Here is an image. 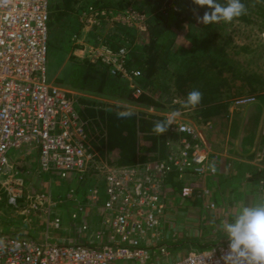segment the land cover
Here are the masks:
<instances>
[{
    "label": "built area",
    "instance_id": "obj_1",
    "mask_svg": "<svg viewBox=\"0 0 264 264\" xmlns=\"http://www.w3.org/2000/svg\"><path fill=\"white\" fill-rule=\"evenodd\" d=\"M88 10L94 19L107 20L111 15L110 11L94 6ZM117 20L124 19L117 16ZM49 21V0H0V191L6 196L7 205L26 218L30 212L47 213L56 202L48 194L29 193L13 161L16 149L26 155L38 153V173L54 174L67 181L72 178L80 183L85 181L95 164L86 123L77 110L78 98L89 94L48 82ZM88 54L87 61L107 64L113 75L121 73L130 82L140 76L138 70L130 71V75L126 72L124 48L113 51L103 45L96 50L90 48ZM129 86L135 89V96L141 93L139 88ZM255 102V96L234 100L237 106ZM173 119L171 130L181 134L176 151L164 159L106 169L102 192L105 199L96 207L103 214V227L95 233L96 245L51 243L48 239L41 242L0 232L4 240L0 264H149V250L158 245L155 236L158 215L165 207L161 193L165 180L175 172L178 180L185 181L178 196L187 199L194 195L195 185L186 177L215 175L208 165L207 148L196 143L200 138L198 124ZM203 128L211 130L213 125L206 122ZM258 129L252 163L264 169V117ZM73 192L69 191L68 198H72ZM98 195L93 191L89 198L94 203L99 201ZM54 225L58 226V220ZM81 229L87 231L88 227L82 225ZM142 241H147L149 247L145 248ZM160 253H164L162 248ZM166 264H248V261L230 254L229 241H224L189 251Z\"/></svg>",
    "mask_w": 264,
    "mask_h": 264
},
{
    "label": "rangeland",
    "instance_id": "obj_2",
    "mask_svg": "<svg viewBox=\"0 0 264 264\" xmlns=\"http://www.w3.org/2000/svg\"><path fill=\"white\" fill-rule=\"evenodd\" d=\"M148 1L151 2L153 0H131L130 3L128 0H102L101 2L103 3L100 2L98 6H95L90 2L84 3V0H79L77 4L70 3L72 4L70 6V11L64 13V7L67 5V1L49 0L50 21L48 26L50 35L47 53L48 82H53L58 86L81 92L73 88L75 85L74 80L80 79V75L77 76L76 74L78 72L74 69L77 64L86 61L87 58L85 57L89 55L90 48L96 50V48H100L103 45L113 51L124 48L127 52V59L132 54L141 50L142 44L148 43L149 24L160 23L162 26H165V24H172L175 12L186 14L187 11L184 0H164L161 4H152L148 11L142 9L140 4L145 6L148 4ZM241 2L245 4L247 14L234 19L231 24L221 21L219 23L205 25L197 19L203 15L199 16L200 12L194 11L193 14H187V21L185 20V23L180 25L181 27L179 29H176L170 34L165 31L167 32L166 34H161L157 37L160 49L166 47V44L169 45V42H171V45H169V51L166 54L165 59L167 60L165 67H158V70L156 69L154 75L151 77V79H153L151 80V84L155 87L151 86L143 89L139 84V81H143L144 79H142L141 70L138 69V62L135 61L130 67H127L126 62L124 65L126 72L129 74L130 71L138 70L140 76H136L131 79L132 81L130 82L122 76L121 73L117 75L131 91L130 96L133 97L135 101H117L107 97H98V95L93 94L78 98L82 100L77 101L78 109H80L82 104L86 109L93 112V115H88L87 110L83 108V113H86L90 119L87 120L90 123L86 129L88 136L87 140L95 153L97 162L117 164L120 160V153L122 152V150L118 149L117 145L113 144L114 142L112 139L115 135H113V138L112 135H109V126L101 122L99 118L100 112L117 114L118 109H127L136 113L140 112L146 118H161L164 122L171 118L170 114L172 112H178L179 115L174 117L175 119L186 120L196 126L198 124V135H203V119L201 120V116L197 118L195 115V112L200 107L193 110L185 109L183 105L187 97L184 94H177L178 91L174 92L172 96L170 95L171 99H168L166 103L165 100H167V97L161 98L162 94L160 92L161 86L168 87L171 91H176L177 87L175 81L178 75H176L175 70L177 67L181 66L179 63L182 59L186 60L187 58L186 55L189 53L188 48L191 45L189 38L190 34H193L191 29H195V27L199 29V32L205 33V40L202 43V40L197 39L199 43L197 42L194 45L193 52L198 53L202 48V51L198 55V57H202L205 56V45L211 48L221 49L223 46L226 48L224 51L232 56L234 64L231 68L232 71L235 72L233 74L229 73L231 71L230 69L229 72L226 71L222 73L221 78L226 79V83L221 81L218 86L220 92L224 94V96L219 99L220 101H214L209 103V105H204L205 107H210L214 104H225L224 107H226L225 111L227 114L224 121L215 125V129L212 131L213 133L205 134L204 132V134L231 135L233 138H236L237 145L240 148L246 147L250 141H252L253 146L250 151V156L253 161V158H255L253 155L254 145L258 142L256 133L259 131L258 125L264 117V14L254 5V0H241ZM132 4L138 6V9L134 8ZM100 5L102 6L100 7ZM89 6H94L98 10L106 9V11L108 10L111 12V15L108 16L107 20L105 18L94 19L92 14H89ZM262 6L264 8V5ZM59 14H63L62 25L60 29L59 27L55 29V25L56 27L58 25L56 23V16ZM117 16L124 20H117ZM89 20L91 21L88 22ZM123 27L129 28L132 31L131 34L133 35L134 41L131 42L126 38V35L130 32H128V30H123ZM53 29L55 30L53 31ZM51 30L53 31L52 34ZM227 37L232 40L231 44L233 46L236 45V48L232 49L228 44L226 46L221 44V41ZM143 53L144 52H142V54ZM210 53H213L212 49H210ZM212 55H215V53ZM226 63L225 67L232 64V62L229 61H226ZM92 64L103 66L112 74L107 64L100 61ZM158 65L160 64L158 63ZM166 71H169L170 74H168L171 75L172 80H168L167 76L163 78ZM182 72L184 73V70ZM206 75H209V72H206ZM74 76L77 78H74ZM129 85H132L134 88H139L141 93L135 96V89L130 88ZM186 85H188L186 86L187 91L191 92L189 84ZM182 86L181 83L180 87ZM201 87L204 86L202 85ZM210 87L214 88V86ZM196 88V90H200L197 86ZM252 88L254 90H252ZM141 95L146 97L147 100L142 98ZM246 96H255L256 102L238 106L234 104L235 99ZM255 105H258V110L255 108L251 109V107ZM214 114L215 113L211 110L208 114L205 113L203 117L212 118ZM206 122L213 125L211 121ZM206 122H204V124ZM169 131L173 132L171 126L169 127ZM138 134V139H136L135 135L132 140L134 139L136 143L141 146L140 152L143 153V155L153 153L152 137L144 135L140 130ZM162 137L165 140V146H171L172 142H176L177 144L181 135L176 141L173 140L174 136L172 134L157 135V139L154 141L161 144L163 141H160V138ZM250 138L254 140H250ZM122 140H125V138L123 137ZM172 146H174L173 149L177 148L175 144ZM17 150L19 149H16L13 161L15 166L20 169V174L25 181L29 193L48 194L54 199L56 204L51 205L47 213L45 211L36 213L30 212L28 218H26L19 213V210H15L7 205L6 196L0 191V232L29 237L31 229L35 231V234H33L34 237L38 238L37 235H40L41 239H49V241L54 239L58 241L61 239L60 237L64 231L68 230L69 233L76 232L75 226L77 225L76 222L79 221L80 214L77 210L73 213L74 211H71V209L69 210V208L71 207L72 201L80 208V201L77 200L78 196H82L83 194L80 182H78L75 187L70 180H62L58 178L57 175H42L38 173V153L35 152L31 155H26L25 152L21 154L23 150ZM144 150L146 151L143 152ZM126 152L127 151H125V153ZM9 154H12L11 151ZM99 165L100 164H98V166ZM89 172L95 173L92 171ZM88 175H90V173ZM76 176L77 175H75V177ZM71 189H73L74 192L72 193V198H68ZM103 189L104 186L101 189L102 192ZM68 199H71V201H68ZM100 199L101 193L99 192L98 200L100 201ZM100 203L98 205H101ZM237 209L239 208L237 207ZM239 213L240 211L232 216L234 220ZM75 215H77V220L73 218ZM71 219L74 220V222ZM55 220H58V226L54 225ZM72 222L75 225H73ZM64 227H66V229H64ZM184 252L179 251V255H182Z\"/></svg>",
    "mask_w": 264,
    "mask_h": 264
},
{
    "label": "crops",
    "instance_id": "obj_3",
    "mask_svg": "<svg viewBox=\"0 0 264 264\" xmlns=\"http://www.w3.org/2000/svg\"><path fill=\"white\" fill-rule=\"evenodd\" d=\"M82 106L81 104L80 109L77 107V110L82 112ZM257 106H252L251 109L255 108L258 110ZM222 113L223 115H220ZM195 115L197 118L201 116L203 123L211 121L214 125L211 130L203 128V135H200L196 143L207 148L208 165H215L216 172L214 176L186 177L196 188H199L196 191V195L194 194L187 199H182L178 196L180 187L185 181L178 180L175 172L171 173L165 180V187L163 192H161L164 194L162 197L165 200V207L162 213L158 215L159 223L155 236L158 245L155 246L154 250H149V264H166L171 260L185 256L189 251L205 249L216 243L228 241L227 233L223 227L227 223L234 222L232 216L236 215L245 206H254L264 201V184L262 183L264 181V169L258 168L252 163L250 151L253 142L250 141L246 147L240 148L237 145L236 138L231 135H205L206 133H213L215 125L224 121L227 115L225 110L221 113L215 112L216 116H212V118L203 117L204 115H201L198 111L195 112ZM260 124L261 121L258 128ZM180 135H173V140H178ZM253 138H250V140ZM173 144L177 145L176 142H172L171 147L169 145L165 146V155L160 157V159L166 158L171 151H176L177 148L172 150ZM155 153L153 151L149 155ZM21 154H24V151H21ZM139 155L140 157L147 156L143 155L139 149L137 158L130 161L132 163L117 164L99 163L95 156V164L91 165L89 170L95 173L88 171L85 181H82V184L80 183L82 188L80 189L83 194L78 196L77 200L80 201L82 211L78 210L77 205L73 201L69 208V210L74 211L73 213L77 210L80 214L79 221L76 222L77 225L75 226L76 232L69 233L67 230L64 231L58 241L56 239L50 241L48 239V241L51 243H71L86 246L96 245L95 233L103 227L101 223L103 214L102 212L99 213L96 207L101 201L100 204L102 205L105 199L101 189L104 186L106 169L134 166L156 160L153 158L140 160ZM98 164L100 165L98 166ZM89 173L90 175H88ZM75 180L73 178L70 179L73 186L76 187L78 181ZM93 191H96L97 194L101 193L100 201H94L93 203L90 200L89 197H92L90 195H92ZM75 219L77 220V217ZM72 221L74 222V220ZM73 222L72 224L75 225ZM82 225L88 227L87 231L81 229ZM30 232L29 238L43 242L40 235L36 234L38 238L33 236L35 231L30 229ZM142 244L145 248L149 247L147 241H142ZM161 248L164 250L163 254L160 253ZM179 251L185 252L179 255Z\"/></svg>",
    "mask_w": 264,
    "mask_h": 264
},
{
    "label": "trees",
    "instance_id": "obj_4",
    "mask_svg": "<svg viewBox=\"0 0 264 264\" xmlns=\"http://www.w3.org/2000/svg\"><path fill=\"white\" fill-rule=\"evenodd\" d=\"M66 1H67V5L64 7V13H68V11H70V6L72 5L70 3L77 4V1L79 0H64V2ZM84 1H85L84 3L90 2L93 5L98 6L102 0L100 1L99 0H84ZM128 1L130 3L131 0H128ZM163 1L164 0H153L151 2L148 1V4H146L145 6H143L142 4H140V6H142V9H145L148 11V9L151 7L152 4H161V2ZM184 2H185L184 5L186 6V10H187L186 14H183L181 12H175L172 24H165V26H162L160 23H153L152 25L149 24L148 25V35L149 36L147 35L148 43L142 44L141 50L137 51L136 53L132 54L131 56L127 58V64H126L127 67L132 66V64L135 61L138 62V69L141 70L142 79L145 80V81L144 80L139 81V84L141 85L143 89L154 86L151 84L152 83L151 80H153L151 79L152 75H154L156 69L158 70V67L163 68L165 67V64H166L167 59L165 58H166L167 52L169 51V47H170L169 45H171V42H169V45L166 44L167 45L166 47L160 49V44H158L157 42V37H159L161 34H166L167 32H169L170 34L176 29H179L181 27L180 25L185 23V20L187 21L188 19L186 18L188 17L187 14H193L194 11H199L200 12L199 16H202L205 11H208V9L206 8H199L198 6L193 5L191 3V0H184ZM219 2L224 3V0H219ZM254 2H255L254 5L258 8V10H260V12L264 14V8L262 6L264 4L258 3L257 0H254ZM132 5L134 6V8L138 7L135 4H132ZM101 6L102 5H100V7ZM62 15L63 14H59L56 16V23L58 25L57 27L55 25V29H58V27L60 29L62 25ZM50 26H51V23H50ZM55 29H53V31ZM196 29H197L196 27L195 29H191V32L193 34H190L189 40L191 42L190 43L191 45L188 48L189 53L186 55L187 56L186 60L182 59V61L179 63V65L181 66L177 67L175 70L176 75H178V78L175 81L176 87H177L176 91H171L168 87L161 86V89H160V92L162 94L161 98H164L166 96L167 100H165V102L167 103L168 99H171L170 95L172 96L173 93L177 91H178L177 94H184L187 97L190 91H187L186 86L188 85L186 84H189L191 91L196 90L197 89L196 86H197L200 89L199 91H201L203 94L202 102L198 106L200 107L197 110L198 113H201V115L202 114L204 115L205 113L208 114L209 112H211V110L214 113L217 110L219 113H221L225 110V107H224L225 104H222V105L214 104V105H211L210 107H205L204 105L205 104L209 105V103H212L214 101L216 102L220 101L219 99L224 96V94L220 92L218 86L221 81L226 83V79L221 78L222 73L226 71L229 72L230 69L232 71L231 67L234 64V62L232 60V56L228 52L224 51L226 48H224L223 46L221 49V48H214V47L211 48L210 46L205 45V49H206L205 56L198 57L199 53L202 51V48L198 51V53H194L193 52L194 45L197 42L199 43L197 39L202 40V43H203V41L205 40L204 38L205 33L203 32L204 33L203 34L202 32H199V29L197 30ZM123 30H128V32L130 33L126 35V38L129 39L131 42L134 41L133 35L131 34L132 31L126 27H123ZM53 31L51 30V34ZM49 35H50V30H49ZM221 42H222L221 44H223L224 46L228 44L230 48L232 49L236 48V45L233 46L231 44L232 40L229 37L223 39ZM210 49H212L215 55H212L213 53H210ZM142 52L144 53L142 54ZM226 61L232 62V64L230 66L225 67V65L227 64ZM158 63L160 65H158ZM74 70L78 72L76 75L77 76L80 75V79L78 78L74 80L75 85L73 86V88L81 92H85L87 94L98 95V97H101V96L107 97L109 99H114L117 101H124V100L135 101V99H133V97L130 96L131 91L127 88L124 81L120 79L118 75L110 74L109 70H107L103 66H97V65L89 63L88 61H85L81 64H77ZM183 70H184V73L182 72ZM231 71L229 73L231 74L235 73L234 71L232 72ZM206 72H209V75H206ZM168 73L169 71H166L163 78H166L167 76L168 80H172L171 75H169L170 73L169 74ZM74 78H77V77L74 76ZM181 83L183 85L182 87H180ZM209 84L210 86H214V88L210 87ZM202 85L204 87H201ZM252 90L254 89L252 88ZM141 96L142 98L147 100L146 97H144L143 95ZM82 108L87 110L88 115H93V112L86 109L84 105ZM125 110L118 109V112L125 111ZM78 112H79L81 120L86 123V129H87L88 124H90L87 121V120H90L88 118V115L86 113H83V109H82V112L81 110H79ZM220 115H223V113ZM214 116L216 115L214 114ZM99 118L102 123H105L109 126L108 128L109 135H112V138H113V135H115V137L112 139L114 142L113 144L117 145L119 150H122V152L120 153L121 155H120V160L118 163H128L132 161L133 159L137 158V155L139 154V149L141 148V146L138 145L134 139L132 140V138H134V136L136 135L135 137L136 139H138L137 135H139L138 134L139 130L142 131L144 135H148L152 137V139H157V134H155L152 131L153 126L157 121L164 122L161 118H153V117L146 118L140 112L139 113L134 112V115L131 118H127V119H120L117 117V114L115 113L107 114L105 112H100ZM171 134L178 135L177 133H173L169 130L164 135H171ZM123 137L125 138V140H122ZM161 140L163 142H161V144L159 143L158 147H157V144H158L157 141L153 140L154 150L152 151H155L156 152L155 154L141 156L140 160H146V159H151V158L157 160V159H160V157H164L165 149H166L165 144H164L165 140L163 137L160 138V141ZM124 150L127 152L125 153ZM124 159H126L127 161ZM197 189L199 188L195 187V191H194L195 195L197 194L196 192Z\"/></svg>",
    "mask_w": 264,
    "mask_h": 264
},
{
    "label": "clouds",
    "instance_id": "obj_5",
    "mask_svg": "<svg viewBox=\"0 0 264 264\" xmlns=\"http://www.w3.org/2000/svg\"><path fill=\"white\" fill-rule=\"evenodd\" d=\"M257 2L264 4V0H257ZM191 3L199 8L208 9L202 17L197 18L205 25L221 21L231 24L234 19L247 14V8L241 0H224V3L219 0H191ZM202 98L201 91L192 90L188 93L183 107L193 110L201 104ZM133 115L134 112L131 110L117 113L120 119L131 118ZM170 115L174 118L179 113L172 112ZM173 118L167 119L166 122L157 121L152 131L157 135H164L173 125ZM210 170L215 173V165H210ZM224 231L227 233L230 254L246 259L248 264H264V201L254 206L243 207L233 223L224 225ZM3 247L4 240L0 238V249Z\"/></svg>",
    "mask_w": 264,
    "mask_h": 264
}]
</instances>
